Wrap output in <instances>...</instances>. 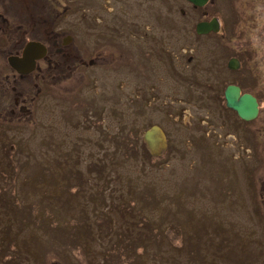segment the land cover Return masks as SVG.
<instances>
[{"label":"rangeland","instance_id":"obj_1","mask_svg":"<svg viewBox=\"0 0 264 264\" xmlns=\"http://www.w3.org/2000/svg\"><path fill=\"white\" fill-rule=\"evenodd\" d=\"M56 1L86 64L31 119L0 123V264H264L250 0ZM204 7L221 31L196 33ZM227 83L258 97L259 118L226 107Z\"/></svg>","mask_w":264,"mask_h":264},{"label":"flooded vegetation","instance_id":"obj_2","mask_svg":"<svg viewBox=\"0 0 264 264\" xmlns=\"http://www.w3.org/2000/svg\"><path fill=\"white\" fill-rule=\"evenodd\" d=\"M50 4L47 0H0V123L31 119L47 87L86 64L80 59L75 36L64 30V7L56 0ZM205 7L201 21L215 17ZM250 8L251 21L264 22V0H250ZM261 32L264 41V26Z\"/></svg>","mask_w":264,"mask_h":264},{"label":"water","instance_id":"obj_3","mask_svg":"<svg viewBox=\"0 0 264 264\" xmlns=\"http://www.w3.org/2000/svg\"><path fill=\"white\" fill-rule=\"evenodd\" d=\"M195 6H202L208 0H189ZM220 24L217 18H213L211 21H201L196 25L197 33H208L211 31L218 32ZM32 46L27 47V53ZM92 63V61H91ZM228 66L231 69H237L239 67V61L236 58L229 60ZM226 105L229 108L234 109L238 115L245 120L254 119L259 111L258 101L254 95L249 92L241 93V88L235 84H229L225 89Z\"/></svg>","mask_w":264,"mask_h":264},{"label":"trees","instance_id":"obj_4","mask_svg":"<svg viewBox=\"0 0 264 264\" xmlns=\"http://www.w3.org/2000/svg\"><path fill=\"white\" fill-rule=\"evenodd\" d=\"M238 20H239V19H236L237 22L240 21V20H239V21H238ZM175 71H176V70H175ZM173 74H174V73H173ZM7 125H8V124H7ZM167 150H168V148H167ZM167 150H166L165 152H167ZM12 155H13V153L10 154V157H11V158H12ZM9 162H10V165H7V166H9L8 168H10V170L13 171L12 167L17 166V163H16V162H13L11 159H10ZM13 163H14L15 165H13ZM7 173H9V170H8ZM5 190H6V189H5ZM5 192H6V191H3V192L0 191L1 195H2V194H5ZM179 238H180V235H179ZM177 240L180 241V239H177Z\"/></svg>","mask_w":264,"mask_h":264},{"label":"bare ground","instance_id":"obj_5","mask_svg":"<svg viewBox=\"0 0 264 264\" xmlns=\"http://www.w3.org/2000/svg\"><path fill=\"white\" fill-rule=\"evenodd\" d=\"M256 35H257V37L262 36V32H257ZM214 36H216V35H214ZM236 59L239 61V67H238V69L240 70V69H242V65H243L242 59H241V57H238V56L236 57Z\"/></svg>","mask_w":264,"mask_h":264}]
</instances>
